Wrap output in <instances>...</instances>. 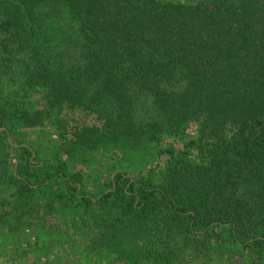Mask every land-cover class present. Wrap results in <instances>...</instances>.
Listing matches in <instances>:
<instances>
[{"label":"trees","instance_id":"trees-1","mask_svg":"<svg viewBox=\"0 0 264 264\" xmlns=\"http://www.w3.org/2000/svg\"><path fill=\"white\" fill-rule=\"evenodd\" d=\"M43 126L64 158L160 165L91 197L16 151L25 191L63 180L105 211L110 255L128 238L126 264H264V0H0V137Z\"/></svg>","mask_w":264,"mask_h":264},{"label":"rangeland","instance_id":"rangeland-1","mask_svg":"<svg viewBox=\"0 0 264 264\" xmlns=\"http://www.w3.org/2000/svg\"><path fill=\"white\" fill-rule=\"evenodd\" d=\"M3 132L5 129L0 128V136ZM21 146L28 147L40 162L29 174L40 176L56 171V167H62L59 171L65 174L81 172L84 177L79 189L91 197L107 190L112 168L137 179L145 177L149 168L160 167L151 157L113 161L103 151L91 154H100L97 160L89 155H84L85 159L81 155L64 158L58 133L50 126L0 137V264H110L120 252L123 260L117 259V264L129 263L125 255L135 251L132 240L119 242V256L110 255L104 242H93L95 221L105 211L90 212L83 207L80 199L71 196L63 180L36 183L29 191L21 187L19 182L25 176H17L16 170V151ZM8 174L16 175L17 182L9 179Z\"/></svg>","mask_w":264,"mask_h":264}]
</instances>
